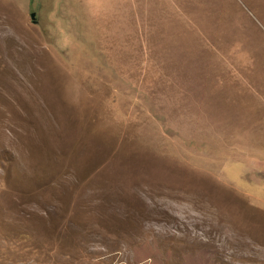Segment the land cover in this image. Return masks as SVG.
Instances as JSON below:
<instances>
[{"label": "rangeland", "instance_id": "374dc122", "mask_svg": "<svg viewBox=\"0 0 264 264\" xmlns=\"http://www.w3.org/2000/svg\"><path fill=\"white\" fill-rule=\"evenodd\" d=\"M0 264H264V0H0Z\"/></svg>", "mask_w": 264, "mask_h": 264}, {"label": "water", "instance_id": "95a60500", "mask_svg": "<svg viewBox=\"0 0 264 264\" xmlns=\"http://www.w3.org/2000/svg\"><path fill=\"white\" fill-rule=\"evenodd\" d=\"M32 18L35 20V14L34 13L32 14Z\"/></svg>", "mask_w": 264, "mask_h": 264}]
</instances>
